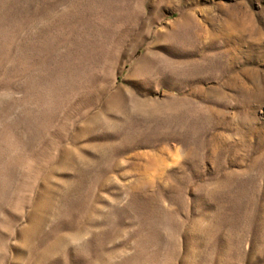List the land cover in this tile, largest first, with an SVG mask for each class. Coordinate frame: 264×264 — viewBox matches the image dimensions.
I'll return each mask as SVG.
<instances>
[{"label":"rangeland","instance_id":"1","mask_svg":"<svg viewBox=\"0 0 264 264\" xmlns=\"http://www.w3.org/2000/svg\"><path fill=\"white\" fill-rule=\"evenodd\" d=\"M0 264H264V0H0Z\"/></svg>","mask_w":264,"mask_h":264}]
</instances>
